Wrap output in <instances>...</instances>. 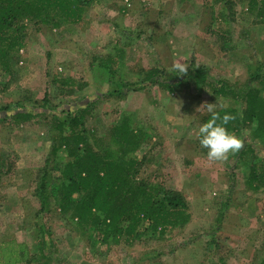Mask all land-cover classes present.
<instances>
[{
	"label": "rangeland",
	"instance_id": "374dc122",
	"mask_svg": "<svg viewBox=\"0 0 264 264\" xmlns=\"http://www.w3.org/2000/svg\"><path fill=\"white\" fill-rule=\"evenodd\" d=\"M250 1L91 0L81 20L59 28L23 21L24 46L10 71L0 62V241L28 247L17 264H44L46 254H54L52 264H264V139L252 136V124L230 131L244 148L209 161L198 129L210 114L196 111L204 102L241 109L245 84L264 73V17ZM177 60L205 65L212 80L237 82L239 94L213 100L192 83L170 94L143 82L149 70L171 72ZM262 84L253 83L264 95ZM90 101L77 129L99 138L129 117L146 133L130 153L145 157L141 177L180 191L189 223L161 232L146 221L136 237L105 244L98 233L80 234L75 201L61 211L52 199L51 210L37 214L41 168L47 159L61 168L71 159L64 146L51 156L58 119H67L62 135L70 133L76 122L67 117ZM17 111L35 115L22 121ZM253 170L260 190L247 185Z\"/></svg>",
	"mask_w": 264,
	"mask_h": 264
},
{
	"label": "trees",
	"instance_id": "16d2710c",
	"mask_svg": "<svg viewBox=\"0 0 264 264\" xmlns=\"http://www.w3.org/2000/svg\"><path fill=\"white\" fill-rule=\"evenodd\" d=\"M90 1L0 0L2 67L10 71L15 58L13 52L24 46L27 31L24 20H35L37 21L35 23L41 22L59 28L67 20H81ZM250 4L257 8L259 16L264 17V0H251ZM188 68L186 75H179L175 71L151 69L146 73L143 82L151 81L170 94L178 93L184 86L192 83L202 91L209 90L213 100L229 99L239 94L237 82L225 79L212 80L205 65L196 64L192 60ZM255 81L264 83V73H255L245 84L240 95L242 101H239L242 103L241 109L230 107L220 110V113L236 115V120L227 125L229 131L238 132L252 124V136L256 139H264V95L260 93V87L253 85ZM92 102L94 101L82 104L79 114L76 111L73 117H67L76 122L71 126L68 134L62 135L64 132L62 127L67 119L62 121L57 118L59 133L57 131L55 136L57 140L53 141L51 156L64 146L71 159L62 168L47 159L45 166L41 168L38 187H36L41 207L37 214L50 211L52 199L59 200L61 211L70 209L75 201L80 234L91 239L94 233H98V240L105 244L110 241L109 238L118 244L124 235L129 239L131 236L136 237L140 232L138 228L146 221L154 231L157 227H161V232L169 224L189 223L191 213L180 191L166 188L162 184H154L141 177L145 157L140 159L130 153L144 145L146 133L141 128L132 126L129 117H124L120 122L112 125L109 132L99 138L85 128L77 129V126H83L82 120L87 117ZM34 115L31 112L17 111L14 117L29 121ZM92 140L98 145L92 143ZM251 174L247 179V185L251 189L260 190L261 186L255 184L257 180L255 171L253 170ZM258 182L262 184L263 181ZM7 252L11 253L13 261L5 258ZM27 254L28 247L24 243L15 239L0 241V264L20 263L26 259ZM44 258V264H52L54 254H46Z\"/></svg>",
	"mask_w": 264,
	"mask_h": 264
},
{
	"label": "clouds",
	"instance_id": "9594fccd",
	"mask_svg": "<svg viewBox=\"0 0 264 264\" xmlns=\"http://www.w3.org/2000/svg\"><path fill=\"white\" fill-rule=\"evenodd\" d=\"M188 65L177 60L174 61L171 70L177 72L179 75H186L188 72ZM225 109L227 105L224 103H202L197 109L200 112L202 109L210 114L207 122L203 123L198 129L199 143L202 148L207 149V159L209 161H227L229 155H235L240 152L245 142L238 137L234 132H230L227 125L236 120V115L225 112L221 115L217 109ZM242 117V113H241ZM245 136L247 130H245Z\"/></svg>",
	"mask_w": 264,
	"mask_h": 264
}]
</instances>
